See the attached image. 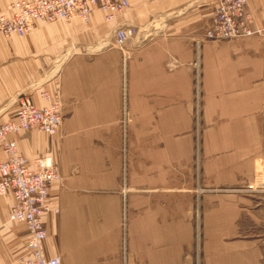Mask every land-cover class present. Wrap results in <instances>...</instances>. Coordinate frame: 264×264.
<instances>
[{"label": "crops", "instance_id": "1", "mask_svg": "<svg viewBox=\"0 0 264 264\" xmlns=\"http://www.w3.org/2000/svg\"><path fill=\"white\" fill-rule=\"evenodd\" d=\"M128 1L110 21L94 8L87 24L37 22L24 36H0V118L22 94L37 105L41 91L60 95L56 138L14 135L29 160L50 150L62 175L51 187L59 214L45 218L47 256L196 264L197 219L208 249L234 240L247 220L251 232L264 225L263 196L241 189L264 166V0L245 5L261 31L224 41L204 35L215 0ZM124 26L138 31L118 48L113 33ZM12 203L10 192L0 197V223ZM17 226L0 232V264L26 253ZM249 245L230 258L260 264Z\"/></svg>", "mask_w": 264, "mask_h": 264}, {"label": "built area", "instance_id": "2", "mask_svg": "<svg viewBox=\"0 0 264 264\" xmlns=\"http://www.w3.org/2000/svg\"><path fill=\"white\" fill-rule=\"evenodd\" d=\"M245 5L246 0H215L205 37L224 41L259 33L260 29L251 27L253 17L245 10ZM129 6L128 0H12L4 8L0 7V36H24L37 22L47 24L78 18L87 24L94 8L103 11L104 19L110 21ZM137 31L135 26L116 28L113 45L121 48ZM40 96L46 101L43 105L35 104L29 95L18 96L10 116L5 120L0 118V148L6 155L0 161V197L9 192L13 196L7 219L0 223V232L12 224L23 226L26 253L19 264H61L60 256L45 253L48 237L45 218L59 214L58 197L51 193V187L61 182L62 175L50 150L29 160L19 152L14 139L15 134L32 130L45 133L50 140L59 135L62 125L60 95L41 91ZM241 189L264 198V166L256 181ZM122 227L124 247L125 224ZM123 259L125 261V254Z\"/></svg>", "mask_w": 264, "mask_h": 264}, {"label": "rangeland", "instance_id": "3", "mask_svg": "<svg viewBox=\"0 0 264 264\" xmlns=\"http://www.w3.org/2000/svg\"><path fill=\"white\" fill-rule=\"evenodd\" d=\"M54 66V68L57 67V65L60 63V60H58ZM246 223H249V220L243 222L244 230H241L239 234H237L234 240H228V241H221L217 243L214 247L208 249V242L205 240V232L202 226V220L197 219L195 230H194V246L196 249V257L197 262L196 264H243L242 261H237L232 258H230L234 252L233 248L236 249L238 246H242L245 244H250L249 246L252 247V250H255L259 254V261L260 264H264V225L262 222V226L258 228V230L253 227V233L251 232V227L247 226ZM18 224V223H17ZM17 224H12L11 230H15L18 228ZM262 227V228H261ZM250 230V231H249ZM166 264H184V260L180 259L177 262H171Z\"/></svg>", "mask_w": 264, "mask_h": 264}]
</instances>
